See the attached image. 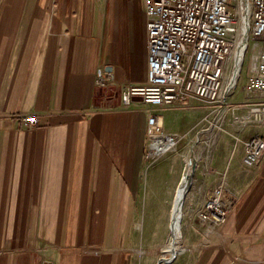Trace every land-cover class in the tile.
<instances>
[{
    "label": "crops",
    "instance_id": "crops-1",
    "mask_svg": "<svg viewBox=\"0 0 264 264\" xmlns=\"http://www.w3.org/2000/svg\"><path fill=\"white\" fill-rule=\"evenodd\" d=\"M148 70L143 0H3L0 264H128L133 207L160 205L167 225L190 158L183 150L211 139L190 133L209 109L141 98L124 105L123 89L145 84ZM151 112L181 139L180 151L146 173ZM33 115L35 126L26 122ZM219 155L198 166L194 188L210 190L229 163L238 201L218 236L200 235L206 242L193 264H264V158L244 172L240 160ZM208 192L189 196L188 219Z\"/></svg>",
    "mask_w": 264,
    "mask_h": 264
},
{
    "label": "built area",
    "instance_id": "built-area-1",
    "mask_svg": "<svg viewBox=\"0 0 264 264\" xmlns=\"http://www.w3.org/2000/svg\"><path fill=\"white\" fill-rule=\"evenodd\" d=\"M143 1L147 16L148 80L145 84L126 86L121 95L123 104L141 98L148 105L169 108L180 102L196 101L211 108L219 120L231 111L239 126L264 125V0ZM251 47V76L245 89L262 99L231 106L229 97L237 86H231V80L237 66L239 76L243 72ZM98 84H104L103 79ZM241 106L246 109L245 114L239 113ZM26 122L35 126L38 118L29 116ZM147 133L152 138L148 158L170 151L171 143L178 148L180 137L167 134L155 112L148 117ZM235 140L233 159L240 160L241 171L255 170L264 156V138L244 139L238 135ZM229 177L227 168L214 189L192 210L191 219L199 221L206 237L226 224L238 201Z\"/></svg>",
    "mask_w": 264,
    "mask_h": 264
},
{
    "label": "rangeland",
    "instance_id": "rangeland-1",
    "mask_svg": "<svg viewBox=\"0 0 264 264\" xmlns=\"http://www.w3.org/2000/svg\"><path fill=\"white\" fill-rule=\"evenodd\" d=\"M253 51L254 49L253 47H251L244 63L243 72L240 74L236 82L237 86L230 94L229 103L231 106H235L234 105L235 102L252 103V102H260L262 99L260 96H256V94L254 93L248 94L245 89L248 79L251 76V71H250L251 55ZM234 76L235 73L233 77ZM234 85L235 84H232V80H231V86ZM208 109H209L208 113L202 118L201 122L199 121L191 127L190 133L191 135H196L198 130L204 131L205 133H207V135L211 136L210 141H207L206 144L203 145V147L202 144H196V146H192L193 148L188 147L183 150L185 154L190 156V158L189 157L186 158V163L188 160H194L196 162V166L193 174V180L196 177L195 174L198 166H202L201 163L204 164L205 169L210 168V166L212 167V164L210 163L216 153L220 154L219 156H223V157L230 155L231 156L230 162H231L233 159V154L235 153V146H236L235 137H238V135H241L242 137L246 130L250 129V132L247 133L245 137H243L244 139H250L253 137L264 138V125L249 124V125L237 126V123L234 122V118L231 111L223 114L221 116V119L219 120L218 117H216V115L211 112L212 109L209 107ZM236 127L238 128L240 127L239 128L240 131H238L237 133L235 131ZM151 141L152 138L148 136V144L146 148L147 155L150 154L151 151L150 150ZM178 150L180 151L179 145L176 151ZM176 151H172L171 149L165 154H169L171 152H176ZM147 155L145 159L146 173H148L149 170L148 168L153 166V164L156 163L157 160L160 157H162L164 154H162L161 156H155L153 151V155H154L153 158H148ZM202 157L204 158L207 157V158L202 160ZM263 158L261 159L260 163H262ZM260 163L258 165H260ZM228 167H229V163H228ZM223 173H225L224 170L217 172L218 178H220L223 175ZM230 174L231 173H229V176ZM230 178L231 177H229V183L231 185ZM205 184H203V186H201L200 188H194L193 181L191 182V186H190L191 189L188 195L186 196V200L183 206V219H182L183 241L185 247L187 248V251L185 253L177 254L174 257L172 263L170 264H193L196 253L198 252L199 248L205 245L204 242L206 241H204L203 238L200 236L201 234L203 235V231H204L203 227L196 219L193 220L191 218L188 219V217L186 216V207L188 205V201L190 198L189 196L194 194L204 193L207 191L211 192L216 186V183L213 184V187L210 188L209 190ZM231 188L236 194L238 193V190L234 186L231 185ZM133 210L135 212V217L134 220H132L131 222V231L127 232L128 245L129 246L131 245L132 247L131 257L128 264H165L161 262V259L163 257V252H162L163 246L167 245L168 242L170 241V232L168 230L169 215H168V221L166 222L167 225H164L163 215L161 213L162 211L160 205L139 204L134 206ZM222 227L218 228V230H216L214 234L210 235L212 236L211 238L218 236V232ZM205 238L210 239V237H205ZM242 262H255V261H247L244 259H240L239 264H241ZM257 262H260L262 264L261 261H257Z\"/></svg>",
    "mask_w": 264,
    "mask_h": 264
},
{
    "label": "bare ground",
    "instance_id": "bare-ground-1",
    "mask_svg": "<svg viewBox=\"0 0 264 264\" xmlns=\"http://www.w3.org/2000/svg\"><path fill=\"white\" fill-rule=\"evenodd\" d=\"M248 23V16L246 18ZM245 43L242 44L244 46ZM239 57L242 59V52L239 53ZM240 60V59H239ZM238 60V63H239ZM239 66L235 71V76L232 79V84H236L239 77ZM169 147L172 151H176L175 144H169ZM194 160H188L185 166V172L182 178V182L177 190L176 196L174 198L173 204L170 207L169 211V221H168V230L170 232V241L167 245L163 246L162 252L163 257L161 259L162 263L170 264L174 260V257L177 254L185 253L187 248L185 247L182 234V219H183V206L186 200V196L190 192L191 182L193 181Z\"/></svg>",
    "mask_w": 264,
    "mask_h": 264
},
{
    "label": "water",
    "instance_id": "water-1",
    "mask_svg": "<svg viewBox=\"0 0 264 264\" xmlns=\"http://www.w3.org/2000/svg\"><path fill=\"white\" fill-rule=\"evenodd\" d=\"M196 163V162H195ZM195 166H196V164H195ZM194 170H195V167H194Z\"/></svg>",
    "mask_w": 264,
    "mask_h": 264
}]
</instances>
